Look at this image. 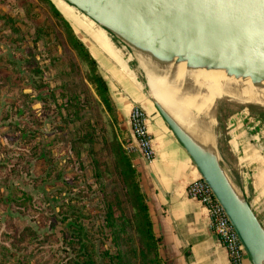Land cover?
<instances>
[{
  "label": "rangeland",
  "instance_id": "obj_1",
  "mask_svg": "<svg viewBox=\"0 0 264 264\" xmlns=\"http://www.w3.org/2000/svg\"><path fill=\"white\" fill-rule=\"evenodd\" d=\"M49 2L87 47L92 31H79L88 25L81 28L62 0H0V264H84L82 243L97 264L118 254L123 264H149L135 200L116 168L129 142H121L119 118L113 122L96 95L87 61ZM130 54L148 92L139 57ZM262 114L218 101L204 127L195 126L215 133L232 178L238 158L229 126Z\"/></svg>",
  "mask_w": 264,
  "mask_h": 264
},
{
  "label": "water",
  "instance_id": "obj_2",
  "mask_svg": "<svg viewBox=\"0 0 264 264\" xmlns=\"http://www.w3.org/2000/svg\"><path fill=\"white\" fill-rule=\"evenodd\" d=\"M62 1L160 70L184 66L264 86V0ZM147 96L224 208L250 263L264 264V227L227 172L215 133L196 137Z\"/></svg>",
  "mask_w": 264,
  "mask_h": 264
},
{
  "label": "crops",
  "instance_id": "obj_3",
  "mask_svg": "<svg viewBox=\"0 0 264 264\" xmlns=\"http://www.w3.org/2000/svg\"><path fill=\"white\" fill-rule=\"evenodd\" d=\"M77 12L74 16L81 28L80 21L88 25L87 30L79 31L88 36L90 30L93 33L87 39V48L108 82L121 129L128 134L130 142L133 141L131 110L137 105L147 113L146 126L153 138L155 158L148 164L138 154L133 164L140 174L154 232L161 239V257L167 264H230L205 209L187 195L188 185L199 177V172L135 78L131 52L119 49L109 33ZM232 121L229 148L238 158L232 179L264 227V123L257 116L253 120L248 115ZM245 264L251 263L247 260Z\"/></svg>",
  "mask_w": 264,
  "mask_h": 264
},
{
  "label": "bare ground",
  "instance_id": "obj_4",
  "mask_svg": "<svg viewBox=\"0 0 264 264\" xmlns=\"http://www.w3.org/2000/svg\"><path fill=\"white\" fill-rule=\"evenodd\" d=\"M72 11L77 12L76 9ZM139 61L146 72L150 95L196 137L203 138L211 133L208 126L204 129L195 126L204 127L205 119L213 115L218 101L254 106L264 111V86L256 87L250 81L228 78L222 72H187L184 66L164 71L145 58H139Z\"/></svg>",
  "mask_w": 264,
  "mask_h": 264
},
{
  "label": "trees",
  "instance_id": "obj_5",
  "mask_svg": "<svg viewBox=\"0 0 264 264\" xmlns=\"http://www.w3.org/2000/svg\"><path fill=\"white\" fill-rule=\"evenodd\" d=\"M49 1V0H48ZM50 3V2H49ZM51 4V3H50ZM52 5V4H51ZM52 8L55 11V15L60 18L66 25V27L70 30L71 35L75 39L76 44H78V50L82 54V56L87 61L88 67L91 69L89 82L94 87L96 95L99 97L101 103L105 106L113 122H118V113L117 108L115 106V102L111 93V89L106 81L104 75L100 71V68L97 64V61L93 58L88 48L80 41L75 31L70 27V25L60 16L59 11L52 5ZM261 120L264 123V114L261 116ZM119 137L121 142H129L130 139L128 134L121 129H118ZM138 158V153H128L127 150L121 149L117 159L116 168L119 171V174L124 180L126 186H128L131 190V197L135 200V214L137 220V230L138 234L143 239V243L145 245L144 253L146 252L149 255V264H167L164 259L160 255V244L161 239L156 236L154 232V224L150 215V209L147 202V197L142 191L141 188V179L140 174L138 172V168L133 164L134 160ZM107 228L110 229L111 235L116 234L114 223V219L112 214L109 213L107 215ZM115 237V236H114ZM82 243V241H79ZM81 249L84 251L82 253V258L84 264H97L94 256H92V252L87 248L86 243L81 244ZM106 254V253H105ZM103 254V256L105 255ZM110 254H108L109 256ZM90 258V259H89ZM105 264H123L120 254L117 257H109V261Z\"/></svg>",
  "mask_w": 264,
  "mask_h": 264
},
{
  "label": "built area",
  "instance_id": "obj_6",
  "mask_svg": "<svg viewBox=\"0 0 264 264\" xmlns=\"http://www.w3.org/2000/svg\"><path fill=\"white\" fill-rule=\"evenodd\" d=\"M147 113L140 106H134L130 114V128L133 141L126 147L128 153H138L146 163L155 158L153 138L147 130ZM188 197L197 200L205 209L211 229L228 254L230 264H245L249 260L242 242L231 224L224 208L215 197L209 185L199 176L187 187Z\"/></svg>",
  "mask_w": 264,
  "mask_h": 264
}]
</instances>
